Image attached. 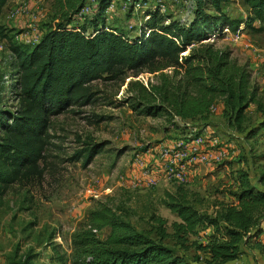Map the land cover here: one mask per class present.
<instances>
[{"label":"trees","instance_id":"16d2710c","mask_svg":"<svg viewBox=\"0 0 264 264\" xmlns=\"http://www.w3.org/2000/svg\"><path fill=\"white\" fill-rule=\"evenodd\" d=\"M110 1L94 0L90 9L86 0H52L53 21L48 29L32 44H9L16 76L10 77L14 82L8 85L16 105L13 110L5 108V86L0 82V199L10 184L42 177L40 161L49 116L79 99L87 100L90 81L114 79L124 70L145 67L156 77L155 81L130 80L129 89L135 91L130 105L138 113L205 120L210 106L220 99L228 124L245 137L264 127V99L251 82L250 70L227 49L203 41L217 37L224 26L236 29L240 22L242 28L264 29V0H240L246 6L241 19L223 11L222 4L228 0H192V15L186 22L162 13L154 4L139 5L148 17L129 25L133 33L103 22ZM6 2L0 0V13ZM134 3L138 0H131L126 8L131 10ZM85 5L90 16L78 14ZM77 18L82 24H76ZM250 103L263 117L245 126ZM84 149L83 164L98 144ZM234 180L233 199L215 201L212 213L199 210L183 185L165 191L161 204L177 217L169 222L170 232L166 218L157 213L149 214L148 228L138 229L116 206L97 200L84 225L70 234L69 256L59 252L58 244H51L53 258L58 264H196L163 241L170 237L182 248L193 245L205 252L204 264H225L238 257L240 245L251 235H258L264 217V168L255 182L244 169L236 170ZM203 225L219 231V236L186 244L188 234ZM103 227L108 230L99 237L96 232ZM253 246L264 252V243L257 238ZM35 257L31 248L20 254L15 249L5 264H37Z\"/></svg>","mask_w":264,"mask_h":264},{"label":"rangeland","instance_id":"374dc122","mask_svg":"<svg viewBox=\"0 0 264 264\" xmlns=\"http://www.w3.org/2000/svg\"><path fill=\"white\" fill-rule=\"evenodd\" d=\"M86 1L91 9L94 0ZM154 2L138 0L140 6ZM110 3L112 6L109 8L108 4L103 11V22L133 33L129 25L142 20L141 8L127 9L122 5L123 0ZM162 5L161 12L174 19L191 18L192 0H162ZM222 9L229 17L241 19L246 6L240 0H228ZM53 12L52 0H7L2 8L0 82L5 86L3 103L9 110L16 105L12 86L8 85L14 82L10 77L16 76L9 44L34 43L51 25ZM82 21L77 18L76 24ZM240 23L237 38L235 29L229 28L228 32L222 31L214 39L203 41H212L215 46L227 49L232 58L245 64L250 70L251 82L264 99V29L242 28ZM146 79L155 81L156 77L145 67L124 70L114 79H94L87 84L86 92L90 94L87 100L79 99L62 112L49 116L40 161L44 168L42 177L25 184H10L0 199V264L7 262L13 250L20 254L28 248L35 252L37 264H58L51 244H58L59 252L69 256L70 234L84 225L88 211L97 200L116 206L138 229L148 228L149 214L157 213L166 218L170 232L169 222L177 217L161 204V199L165 191H173L177 184L166 177L165 160L158 157V150L189 132H203L228 143L229 152L222 160L195 162L186 167L183 186L199 210L212 213L215 201L231 199L236 170H246L255 182L258 172L264 168V127L257 129L253 136L245 137L243 131L228 124L220 99L215 100L214 109H209L205 120H182L176 116L168 119L163 115L138 113L130 105L135 91L129 89V82ZM245 115V126L263 117L253 103L248 104ZM92 143L98 144V150L83 164V150ZM78 150L82 151L76 156ZM144 171L154 177L153 184L146 182ZM257 228L259 233L255 238L264 243V217ZM107 230L108 227H103L96 233L103 237ZM213 235L219 236V231L209 225L198 226L194 234H188L186 244ZM255 238L251 235L240 245L238 257L230 264H264V252L253 246ZM163 241L185 258L204 264L207 254L193 245L182 248L170 237Z\"/></svg>","mask_w":264,"mask_h":264},{"label":"built area","instance_id":"2783aa9c","mask_svg":"<svg viewBox=\"0 0 264 264\" xmlns=\"http://www.w3.org/2000/svg\"><path fill=\"white\" fill-rule=\"evenodd\" d=\"M131 0H123V6H127ZM156 5L160 11L163 9L162 0H155ZM112 3H109L110 8ZM133 7L138 8L139 4L134 3ZM87 5L83 6L78 14L87 11ZM148 15L142 14V20L146 19ZM181 22H186L187 18L182 17ZM241 24V23H240ZM241 25L235 29V38L238 36V31ZM223 32H228L229 28L224 26ZM214 109V105L210 106ZM228 143L218 141L216 136L206 134L203 132H189L183 138L173 139L167 145L161 146L158 150V157L165 160L166 177L175 181L176 184L183 185L186 182V167L190 163L201 162H217L222 160L228 153ZM136 161H138L136 159ZM146 182L153 184L155 179L146 171L143 172Z\"/></svg>","mask_w":264,"mask_h":264},{"label":"crops","instance_id":"0c3cea01","mask_svg":"<svg viewBox=\"0 0 264 264\" xmlns=\"http://www.w3.org/2000/svg\"><path fill=\"white\" fill-rule=\"evenodd\" d=\"M134 32V31H133ZM258 74H259V72H258ZM182 120H186V119H182ZM157 161V160H156ZM236 183V182H235ZM234 187H236V185L234 186ZM233 199V196L231 195V199L230 200H232ZM234 260V259H233ZM232 262V260H230V261H227L225 264H230Z\"/></svg>","mask_w":264,"mask_h":264}]
</instances>
